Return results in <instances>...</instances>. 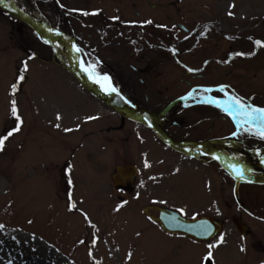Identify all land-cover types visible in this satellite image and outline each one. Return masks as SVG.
I'll return each instance as SVG.
<instances>
[{"label":"rangeland","instance_id":"rangeland-1","mask_svg":"<svg viewBox=\"0 0 264 264\" xmlns=\"http://www.w3.org/2000/svg\"><path fill=\"white\" fill-rule=\"evenodd\" d=\"M14 1L23 11L39 12L34 0ZM180 12L181 19L217 23L206 28V40L218 42L224 61L236 52L234 65L224 66V82L254 93L263 105L264 0H183L178 20ZM42 42L31 27L0 12V137L19 128L0 150V264H206L209 252L214 264H236L237 237L230 228L222 242L202 243L165 233L144 218L140 211L150 201L187 217L211 213L212 200L198 183L205 175L187 167L144 126L81 88L64 68L71 61ZM241 52L249 53L246 60ZM165 60L155 64L162 69L161 82L172 84L179 74V84L180 65ZM204 125L172 128L178 140L196 141L208 133ZM228 125L222 128L226 133ZM132 163L142 172L138 193L121 203L112 175L117 166ZM170 168V176L155 171ZM222 187L227 207L232 192L227 182Z\"/></svg>","mask_w":264,"mask_h":264},{"label":"flooded vegetation","instance_id":"flooded-vegetation-1","mask_svg":"<svg viewBox=\"0 0 264 264\" xmlns=\"http://www.w3.org/2000/svg\"><path fill=\"white\" fill-rule=\"evenodd\" d=\"M38 1L43 20L60 32L59 38L55 40L60 56H75L66 45V42L72 40L88 64L101 74L109 75L114 87L126 99L151 113L152 117H157L164 124L167 134L176 140L180 139V134L174 132L172 126L190 129L202 128L200 126L205 124L208 133L204 138L196 140L202 142L203 147L196 149L190 146L188 151L194 156L185 158L181 153L180 158L187 160L186 166L187 163L189 166L194 165L205 175L206 178H200L198 183L204 186L206 198L213 203L210 207L212 212L206 215L222 222L223 229L218 240L224 238L223 234L229 231L228 228L237 237L236 264H264V182L261 181L264 179V139L256 133L255 125L245 123L242 113L239 114L241 123L238 127L232 116L225 111V102L229 96L234 95L244 104L262 108L264 104L255 99L254 93L247 95L234 85L224 82V66L234 65L232 61L235 60L236 52H228L224 61V49L218 47L217 41L211 45L206 40V28H215L217 23L209 19H181L182 12L178 20L177 9L183 0ZM0 12L9 16L3 10ZM244 55L242 59L246 60L247 53ZM165 59L180 65L182 77H179V84V74L172 84L161 82L160 75L163 72L155 64ZM116 61L121 64V73L114 71L118 69ZM210 68L213 71L211 74ZM118 77L122 79L121 82ZM184 84L188 86L187 89L181 95L171 98V95L181 92ZM189 92L191 96L187 95ZM163 110L167 111L158 116ZM194 110H201L203 115L189 114V111ZM185 112H189L188 115ZM131 119L147 128L132 116ZM226 121L230 124L227 133L222 130ZM245 128L249 130L245 131ZM173 153L179 154L175 151ZM207 154L221 156L223 164ZM232 166L242 169L243 178L235 175ZM171 170L155 171L170 176ZM179 172L180 169L174 168L173 173L178 175ZM141 174L138 167L135 177H124L125 185L117 189L121 201H129L130 196L138 193ZM244 177L252 182L245 181ZM225 182L230 186L233 203L227 207L223 206L220 196ZM149 204L157 203L150 201L146 205ZM143 214L151 220L148 214Z\"/></svg>","mask_w":264,"mask_h":264},{"label":"water","instance_id":"water-1","mask_svg":"<svg viewBox=\"0 0 264 264\" xmlns=\"http://www.w3.org/2000/svg\"><path fill=\"white\" fill-rule=\"evenodd\" d=\"M0 6L7 10L9 13L16 16L18 19H21V21H25L26 23H29L32 28L35 29L40 35H44L45 37L49 39H54L55 34L52 31H49L48 28H45L43 25L33 21L30 17H28V14L21 11L18 7H16L14 4L7 3L3 0L2 3H0ZM67 48L71 50L73 48V42L72 40H69L66 42ZM84 64L83 58L79 52L75 53V59L73 60L71 64V71L72 73L77 77V80L81 82L82 85H84L88 91H90L92 94H94L96 97H98L100 100L106 102L107 104L113 106L114 108L122 109L126 112H129L133 116H135L137 119L149 123L151 128L155 130V132L158 134V136L163 139L167 144L171 145L172 148H176L180 151L184 150V147L182 146L184 143H178L172 140L171 138H168V136L165 134V132L160 128V126L154 121V118L150 116L149 113H147L145 110L138 106H128V103L122 104V105H112V102L110 98L108 99L107 96L102 94V92L99 90L100 88L94 84H92L90 81L86 79V77L81 73L80 65ZM118 99H121L122 97L119 95L116 96ZM164 113V112H163ZM163 113L159 115H163ZM153 119V120H152ZM185 151V150H184ZM136 175V169L133 166H127V167H118L117 172L114 175V182L117 186L124 185V177L128 176L130 178L135 177ZM160 217H155L157 221H159L162 225V227L169 232L173 233H179L184 234L190 237H193L196 240L202 241V240H209L211 238H214L221 230L220 224L211 217H200L195 219H186L183 217L180 213L164 208H160ZM175 217V219H173ZM211 227V234L206 235L204 234L203 229L205 227ZM208 264H212V260H207Z\"/></svg>","mask_w":264,"mask_h":264},{"label":"snow or ice","instance_id":"snow-or-ice-1","mask_svg":"<svg viewBox=\"0 0 264 264\" xmlns=\"http://www.w3.org/2000/svg\"><path fill=\"white\" fill-rule=\"evenodd\" d=\"M2 2H3V0H0V3H2ZM229 14L231 15V13H229ZM148 23H150V21H148ZM49 31H52V29H49ZM45 42L47 43V41H45ZM257 43H260V42L257 41ZM73 47H75V50L77 52L81 51L75 45ZM83 70L85 72L89 73V78L90 79H93L94 82H96V83H100L102 89L107 94H109V95H111L112 93L119 94L118 89L111 85L109 76L104 75L103 78H102V81H103L102 82L101 79L97 78L98 74H95V70L94 69H92V68H84ZM189 71H191V69H189ZM21 79H23V76H21ZM13 87L15 88V85H13ZM221 90H223V88ZM205 91H208V89H205ZM187 95L191 96L192 93L189 92ZM209 102H211V101H209ZM225 105H226L225 106V111L228 112V114L230 116H232V118L236 121V124H237L238 127L240 126V123H241V120L239 118V114L242 113L243 116L245 117V123L255 125L256 133L262 139H264V108L255 107V106L250 105V104H244V103L241 102L239 97H236L234 95L229 96V99H228V101L225 102ZM217 106L218 107L220 106L219 102L217 103ZM12 112H13V115H16L17 110H16V107H15V101H13ZM59 118L60 117L57 116V119H59ZM92 118L93 117H90V119H92ZM19 119H20L19 116H17V120H19ZM57 127H59V125H57ZM18 130H19V128L13 129V131H10L7 134V136L0 137V150L3 149L5 140H7L8 137L12 136L13 132L18 131ZM248 130H249L248 128H245V131H248ZM65 131H70V129H65ZM233 135H236V133H233ZM232 167H233V171H234L235 175L243 178L242 169L237 167V166H232ZM118 208H119V206H118ZM173 219H175V217H173ZM3 227H4L3 225H0V228H3ZM203 231H204V234L210 235L211 234V227L210 226L205 227L203 229ZM222 240H223V237H221V242H222ZM208 247H209V249H211L212 247H214V245L209 244ZM211 256H212V253L209 252L204 257V260L205 261L209 260L211 258Z\"/></svg>","mask_w":264,"mask_h":264},{"label":"bare ground","instance_id":"bare-ground-1","mask_svg":"<svg viewBox=\"0 0 264 264\" xmlns=\"http://www.w3.org/2000/svg\"><path fill=\"white\" fill-rule=\"evenodd\" d=\"M12 3H15L14 0H9ZM36 21L43 23L42 15L39 12L33 11L31 15ZM89 77V75H87ZM90 79V78H89Z\"/></svg>","mask_w":264,"mask_h":264}]
</instances>
